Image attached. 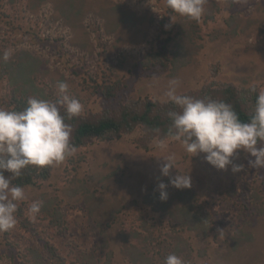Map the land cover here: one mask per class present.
<instances>
[{
  "label": "rangeland",
  "instance_id": "374dc122",
  "mask_svg": "<svg viewBox=\"0 0 264 264\" xmlns=\"http://www.w3.org/2000/svg\"><path fill=\"white\" fill-rule=\"evenodd\" d=\"M99 1L124 4L138 17L145 15V21L108 31L105 20L89 12L82 28L74 29L56 16L52 2L32 10L29 0H0V54L8 51L11 59L26 51L41 60L44 70L36 76L37 86L54 100L57 82H66L69 95L86 113L116 109L139 98L165 101L173 78L180 81L178 94L203 85L264 90V0H206L198 22L174 13L165 0ZM168 38L167 53L175 62L163 72L143 70L145 56ZM157 67L162 68L160 63ZM117 81L124 84L119 96L103 100L99 86ZM11 95L5 78L0 81V107L10 106ZM127 139L76 149L53 166L48 181L24 188L26 198L18 210L22 208L35 233L18 219L13 229L0 233V264H54L46 259L43 242L65 264H131L121 250L124 240L141 249L147 245L158 264L172 253L184 264H264V168L248 165L251 157L240 152L233 163L244 165L243 171L233 172L231 165L218 170L203 153L190 157L178 141L145 152ZM168 156H174L175 168L163 176L162 158ZM187 173L196 208L210 222L205 237L181 230L144 203L145 195L159 192L161 182L173 195L180 189L169 180ZM34 200L43 201L51 212L58 209L64 227L50 226L41 210L30 219L27 208Z\"/></svg>",
  "mask_w": 264,
  "mask_h": 264
},
{
  "label": "clouds",
  "instance_id": "9594fccd",
  "mask_svg": "<svg viewBox=\"0 0 264 264\" xmlns=\"http://www.w3.org/2000/svg\"><path fill=\"white\" fill-rule=\"evenodd\" d=\"M165 3L179 16L198 22L206 0H165ZM10 55L5 51L0 60L6 62ZM179 86L180 81L173 78L164 93L165 102L179 109L167 113L171 120L169 139L178 141L190 157L203 153L205 161L218 170L231 165L233 172L243 171L244 165L233 163L240 152L251 157L248 165L264 168V90L258 91L255 85L249 89L255 99L250 118L245 122L232 104L220 99L178 94ZM68 88L66 82L59 81L54 100L30 97L22 110L15 106L0 107V233L16 226L19 203L26 198L24 188L14 185L12 180L19 178L22 170L28 167L58 166L76 151L71 143L73 129L66 120L79 117L83 106L69 95ZM160 146H164L163 142ZM174 159V156L162 158L164 163L160 171L163 176L169 175ZM169 184L177 189L189 188L191 177L188 173L177 174ZM157 188L159 199L166 200L167 185L161 182ZM42 207L43 201H32L27 208L30 219L35 220ZM164 264H184V260L172 253L165 258Z\"/></svg>",
  "mask_w": 264,
  "mask_h": 264
},
{
  "label": "trees",
  "instance_id": "16d2710c",
  "mask_svg": "<svg viewBox=\"0 0 264 264\" xmlns=\"http://www.w3.org/2000/svg\"><path fill=\"white\" fill-rule=\"evenodd\" d=\"M52 2L55 14L58 18L65 21L66 24L74 29L82 28L81 22L89 13L100 16L105 20L108 31L127 24L143 23L145 15L138 17L136 13L130 11L124 4H118L111 1L99 0H29L32 10H36L40 5ZM153 21V20H152ZM33 34V32H32ZM172 30L169 31V38L172 39ZM36 39L43 41L34 34ZM168 39H163V47L156 49L153 53L147 54L141 62L143 70H153L163 72L174 62L167 53ZM0 56H2L0 54ZM176 54H174V57ZM160 63L162 68L157 67ZM44 70L42 61L31 55L29 52L21 51L6 62L0 60V81L7 79L12 87L10 106H15L17 110H22L26 106V101L30 97L49 99L43 88L36 84V76ZM100 94L103 100L111 101L119 96L124 89L122 81H117L110 85L99 86ZM184 95L194 98H212L224 100L232 104L234 110L238 113L242 121L250 118L252 103L255 95L249 90H240L233 85H203L189 90ZM171 103L160 100H151L149 98H139L128 103L121 104L116 109H106L100 112H83L79 117L66 120L72 126L71 143L76 149L90 147L100 141H119L128 137L127 141L136 145L145 152L155 150L161 142L165 143L171 139L168 138V129L171 120L168 118L169 111H178ZM52 167L36 169L28 167L22 170L19 178L13 179L14 185L23 188L38 187L51 177ZM7 175V173H5ZM166 200L159 199V192L153 191L145 195L144 203L149 205L155 214L164 213L173 220L174 224L185 232L195 234V236L205 237L210 230L208 217L202 215L196 208V195L192 189L183 188L177 190L173 195L167 193ZM42 212H47L43 219H49L50 226L57 229L64 227V219L58 209L49 211L44 205ZM50 213V214H49ZM41 214V213H40ZM16 218L20 225L29 232L35 233V229L22 213L20 207ZM134 239H140V234H134ZM43 246L48 253L46 258L48 262L54 264H65L63 258L56 249L47 242ZM122 253L128 257L131 264H158L154 255L150 256V250L145 245L143 249L138 247L137 243L132 244L127 240L122 242ZM177 250V248H176ZM36 258L43 262L41 254L37 250L32 251ZM14 253V252H13ZM177 256L178 253H177ZM91 262L93 256H87Z\"/></svg>",
  "mask_w": 264,
  "mask_h": 264
}]
</instances>
